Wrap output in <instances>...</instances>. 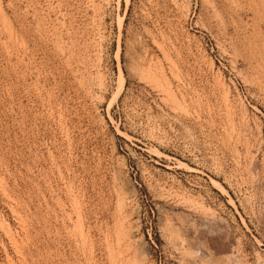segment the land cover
Returning <instances> with one entry per match:
<instances>
[{
    "label": "rangeland",
    "instance_id": "rangeland-1",
    "mask_svg": "<svg viewBox=\"0 0 264 264\" xmlns=\"http://www.w3.org/2000/svg\"><path fill=\"white\" fill-rule=\"evenodd\" d=\"M0 264H264V0H0Z\"/></svg>",
    "mask_w": 264,
    "mask_h": 264
}]
</instances>
